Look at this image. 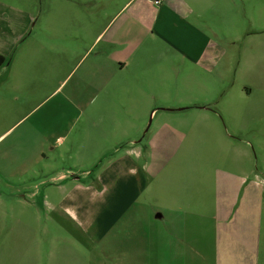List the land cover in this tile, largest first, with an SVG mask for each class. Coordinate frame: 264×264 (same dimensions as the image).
<instances>
[{
  "label": "rangeland",
  "instance_id": "374dc122",
  "mask_svg": "<svg viewBox=\"0 0 264 264\" xmlns=\"http://www.w3.org/2000/svg\"><path fill=\"white\" fill-rule=\"evenodd\" d=\"M74 1L0 0V54L6 60L0 68V258L43 264L41 250L48 245L55 264L84 258L77 245L91 243L83 226L90 214L107 210L140 214L133 228L145 233L156 224L148 217L160 210L168 218L202 210V202L215 208L218 200L230 209L240 194H250L263 210L264 0H234L236 30L214 18L195 24L209 34L218 57L206 91L217 115L195 118L189 113L194 109L168 113L176 108L150 104L130 130L140 133V154L121 149L126 135L114 150L120 135L109 129L113 123L102 118L101 107L86 122L65 100L77 73L59 87L67 68H57L62 56L47 49L54 42L73 47L83 32L72 27L69 10L49 16L48 4ZM14 8L30 20L21 21ZM59 20L71 21V27L58 26ZM101 175L114 182L93 185ZM87 253L99 262L107 259L100 250Z\"/></svg>",
  "mask_w": 264,
  "mask_h": 264
},
{
  "label": "crops",
  "instance_id": "0c3cea01",
  "mask_svg": "<svg viewBox=\"0 0 264 264\" xmlns=\"http://www.w3.org/2000/svg\"><path fill=\"white\" fill-rule=\"evenodd\" d=\"M48 5L52 17L53 12L61 17V11L69 10L72 27H81L83 32L73 47L54 42L47 49L52 57L55 52L62 56L57 68H67L59 87L77 73L64 98L86 122L93 118L95 107L102 108V118L113 123L109 129L120 135L116 152L127 136L128 143L121 149L139 153L135 144L140 133L130 130L138 127L152 103L176 108L166 110L168 113L194 109L189 113L195 118L217 115L211 108L216 101L206 91L218 57L211 51L209 34L195 24L214 18L228 21L236 30L239 19L234 0H75L73 4ZM15 11L22 13L21 21L30 20L23 11ZM70 22L59 20L58 26L68 28ZM70 59L75 60L73 66ZM179 91L189 93L179 97ZM98 98L102 105L96 106ZM131 119L129 128L126 123ZM98 182L107 186L114 179L101 175L93 185ZM250 197L236 196L230 209L225 201L218 200L215 208L202 202V210L174 212L168 218L160 210L148 217L156 223L150 233L139 230L140 226L133 228L140 214L126 210L90 214L89 222L78 224L84 227L92 247L78 244L77 251H84L85 257L68 264H264V206L259 210ZM56 215L53 220L59 218ZM118 235L121 237L116 238ZM45 248L41 250L43 264H55L50 246ZM88 250L90 256L91 251L100 250L107 259L89 258ZM0 264L37 263L9 257L0 258Z\"/></svg>",
  "mask_w": 264,
  "mask_h": 264
},
{
  "label": "trees",
  "instance_id": "16d2710c",
  "mask_svg": "<svg viewBox=\"0 0 264 264\" xmlns=\"http://www.w3.org/2000/svg\"><path fill=\"white\" fill-rule=\"evenodd\" d=\"M5 61V58L0 54V67L4 65Z\"/></svg>",
  "mask_w": 264,
  "mask_h": 264
},
{
  "label": "built area",
  "instance_id": "2783aa9c",
  "mask_svg": "<svg viewBox=\"0 0 264 264\" xmlns=\"http://www.w3.org/2000/svg\"><path fill=\"white\" fill-rule=\"evenodd\" d=\"M155 3H156V4H158V3H159V1H155Z\"/></svg>",
  "mask_w": 264,
  "mask_h": 264
}]
</instances>
